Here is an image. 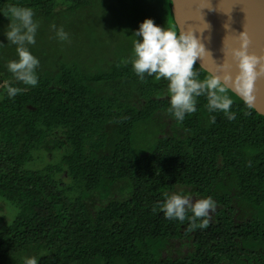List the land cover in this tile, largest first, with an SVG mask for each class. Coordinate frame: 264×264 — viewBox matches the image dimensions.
<instances>
[{
	"label": "trees",
	"instance_id": "trees-1",
	"mask_svg": "<svg viewBox=\"0 0 264 264\" xmlns=\"http://www.w3.org/2000/svg\"><path fill=\"white\" fill-rule=\"evenodd\" d=\"M11 6L37 23L34 87L7 71ZM145 18L177 32L170 0H0V82L20 89L0 88V198L16 212L0 264H264V117L219 83L234 120L201 95L177 121L168 81L132 70ZM44 154L52 163L32 169ZM173 194L215 210L166 219Z\"/></svg>",
	"mask_w": 264,
	"mask_h": 264
},
{
	"label": "clouds",
	"instance_id": "clouds-1",
	"mask_svg": "<svg viewBox=\"0 0 264 264\" xmlns=\"http://www.w3.org/2000/svg\"><path fill=\"white\" fill-rule=\"evenodd\" d=\"M11 22L8 31L4 34L8 43L16 46L18 59L7 64L10 72L17 82L25 85L36 86V68L39 61L27 49L26 45L35 43L37 23L34 22V13L30 8L11 6L9 8ZM60 39H66L67 35L62 29L57 32ZM136 37L133 49L131 65L136 76L144 80L146 77H155L156 80L168 81L167 93L170 104L169 111L177 121H183L185 114L196 111V97L206 95L207 106L210 112L220 111L228 120H234L235 114L229 109L232 100L226 96L217 94L219 79L212 78L203 82L194 77L193 65L200 59L204 51L203 45L193 33H177L165 30L164 27L154 24L150 18H145L133 33ZM139 37V39H137ZM243 68L252 73L254 63L247 58L242 61ZM0 88L6 89L8 97H15L20 89L11 86L10 81L0 82ZM224 89L219 88V92ZM251 97H249V101ZM214 117L212 122H214ZM166 219L185 220L186 210L192 213V219L206 218L210 211L215 210V202L211 197L197 200L191 203V199L181 195L169 196L158 209ZM208 220L202 219L201 228L207 227ZM25 264H38L36 258H27Z\"/></svg>",
	"mask_w": 264,
	"mask_h": 264
},
{
	"label": "water",
	"instance_id": "water-1",
	"mask_svg": "<svg viewBox=\"0 0 264 264\" xmlns=\"http://www.w3.org/2000/svg\"><path fill=\"white\" fill-rule=\"evenodd\" d=\"M170 3L177 33H193L204 47L196 64L264 117V0ZM244 58L254 63L252 73Z\"/></svg>",
	"mask_w": 264,
	"mask_h": 264
},
{
	"label": "rangeland",
	"instance_id": "rangeland-1",
	"mask_svg": "<svg viewBox=\"0 0 264 264\" xmlns=\"http://www.w3.org/2000/svg\"><path fill=\"white\" fill-rule=\"evenodd\" d=\"M56 155V153H55ZM53 157L52 156H45L44 154V160L43 158L41 160L36 161V164L33 165L32 169H42L49 163H52ZM16 212L11 207L9 203L4 201L3 199L0 198V231L5 227L6 224L10 223V221L13 219L15 216Z\"/></svg>",
	"mask_w": 264,
	"mask_h": 264
},
{
	"label": "snow or ice",
	"instance_id": "snow-or-ice-1",
	"mask_svg": "<svg viewBox=\"0 0 264 264\" xmlns=\"http://www.w3.org/2000/svg\"><path fill=\"white\" fill-rule=\"evenodd\" d=\"M206 8H207V7H206ZM208 10L211 11L212 9L210 10V9L208 8ZM202 16H203V14H202Z\"/></svg>",
	"mask_w": 264,
	"mask_h": 264
}]
</instances>
